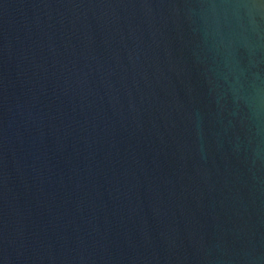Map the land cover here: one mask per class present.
I'll use <instances>...</instances> for the list:
<instances>
[{
  "label": "water",
  "instance_id": "water-1",
  "mask_svg": "<svg viewBox=\"0 0 264 264\" xmlns=\"http://www.w3.org/2000/svg\"><path fill=\"white\" fill-rule=\"evenodd\" d=\"M0 264H264V0H0Z\"/></svg>",
  "mask_w": 264,
  "mask_h": 264
}]
</instances>
